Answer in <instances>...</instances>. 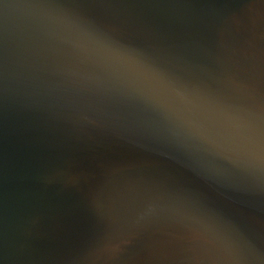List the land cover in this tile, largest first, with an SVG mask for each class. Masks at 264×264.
Segmentation results:
<instances>
[{
  "label": "water",
  "instance_id": "obj_1",
  "mask_svg": "<svg viewBox=\"0 0 264 264\" xmlns=\"http://www.w3.org/2000/svg\"><path fill=\"white\" fill-rule=\"evenodd\" d=\"M0 264H264V0H0Z\"/></svg>",
  "mask_w": 264,
  "mask_h": 264
}]
</instances>
